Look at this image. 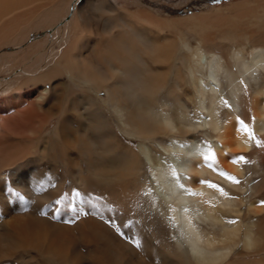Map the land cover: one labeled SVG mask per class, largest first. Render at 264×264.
Segmentation results:
<instances>
[{"label": "bare ground", "instance_id": "obj_1", "mask_svg": "<svg viewBox=\"0 0 264 264\" xmlns=\"http://www.w3.org/2000/svg\"><path fill=\"white\" fill-rule=\"evenodd\" d=\"M32 1L28 0L30 4ZM69 4L57 14L69 12ZM24 5L26 2L23 0H0V29L4 27V18ZM145 11L139 10L137 14L148 23L161 25L162 31L154 39L129 31L122 22H118L116 26L127 29L126 33L131 40L111 35L97 44V47L104 45L106 53L119 62V69L109 68L115 75H120L118 78L102 71L97 62L88 66L87 63L91 61L89 55L75 56L72 61L75 67L79 62L76 68L85 78L108 93L110 109L118 119L120 130L126 135L149 139L156 133L168 130L186 137V141L174 138L170 142L159 141L161 155L152 152L149 145L143 142L139 144L144 164L151 168V182L147 178L143 180L142 185L135 190V198L129 197L125 204L132 207L142 221L152 220V227L157 226L154 225L157 221V224L161 222L166 225L171 238L168 235L163 237L164 230L160 227L156 243L152 240L154 236L151 239L142 235L144 251L138 252L95 214L98 204L90 195L92 191L107 185L112 188L121 179H126V186L132 185L133 179L136 180L140 175L138 171L143 169L137 168L133 152L121 142L118 146H111V150L106 149L107 156L104 157L103 153H98L97 141L88 136L89 129L86 127L83 131H72L66 118L60 120L56 128L61 132L64 144L67 148L82 146L87 154V175H82L78 163L69 159L74 165L72 176L85 193V208L79 213V220L74 219L75 214L67 205L62 207L58 222L52 220V217L39 214L50 193H45L43 188L36 191L40 188V181L24 173V170L31 169L25 168L31 165L24 163V159L28 155L26 151L38 146L34 136L41 133L42 126L38 128L36 120L41 122L43 115L55 117L58 112L65 117L67 109L62 112L61 107L68 101L70 87L66 83H59L53 85L52 90L46 87L43 89L42 96H58L42 110L32 108L27 114L16 109L6 119L2 113L8 111L7 106L0 101V264H48L50 261L55 264H86V259H90L91 264H234L229 263L234 255L259 257V254L262 259L258 263L264 264V206H261L264 201V45L253 47L248 58L250 60H246L242 50H231L227 46L214 50L206 42L193 45L192 40H175L163 30L169 28L168 21ZM77 12L73 11L74 17L65 24L64 31L67 25V32L76 25V18L80 14ZM30 34L27 33L26 42ZM10 35L13 37V34ZM20 36L23 38L24 34ZM18 40H13L11 46L7 44V51L0 54L1 60L7 58L6 62L0 64V70L6 63L9 70L17 67L10 57L15 58L18 50L10 51L9 48L17 49L24 45L21 41L18 43ZM63 52L62 49L57 54L61 61L68 53ZM142 52L149 56L150 62L162 68L152 69L149 64H144L140 58ZM44 60H36L33 66L21 70L17 78L12 79V83H18L14 91H20L27 83L37 85L62 75L57 68L47 66ZM145 73H148V78L144 77ZM22 74H28V78L22 80L23 83L20 81ZM183 74L186 76V97L194 105L195 116L187 109H182V104L181 109L173 113L167 99L157 98V94L168 85L169 82L165 86L167 78L173 76L179 81L185 77ZM114 80L117 82L114 83ZM58 87L64 89L61 88L63 91L57 94ZM127 94L128 97H124ZM12 96L19 99L18 92ZM157 102L162 104L160 110L151 106ZM55 107L59 108L57 113L52 111ZM238 117L249 126L255 139H249L248 133L238 124ZM91 126L96 131L101 128L99 121ZM193 132H203L213 143L212 148L201 139L191 136ZM107 133L100 132V140L105 145L109 146V140L112 139L118 142L113 133ZM256 140L261 144L257 145ZM241 151L248 154V162L243 166L231 162L238 157L234 154ZM213 152L216 162L210 168L205 166L204 157ZM219 170L243 181L233 183L220 176ZM36 171L34 168L32 172ZM201 181L218 185L227 195ZM6 183L19 191L23 199L11 198L9 202ZM113 191L116 194L113 197H118L119 190ZM114 200L118 206L123 203L122 200ZM252 211L263 215L249 218L248 212ZM70 220L74 222H66ZM26 258L28 260L25 262Z\"/></svg>", "mask_w": 264, "mask_h": 264}, {"label": "rangeland", "instance_id": "obj_2", "mask_svg": "<svg viewBox=\"0 0 264 264\" xmlns=\"http://www.w3.org/2000/svg\"><path fill=\"white\" fill-rule=\"evenodd\" d=\"M24 1L26 5L19 9H15L17 11L9 13V15L12 14L11 16L7 15L6 18H4V27L0 29L1 55L3 52L7 51L5 48L8 47L7 44H10L9 46L14 44L13 40L19 39L18 43L22 42L24 44L17 47V49L9 48V50L11 49L10 51L18 50L16 51L18 54L17 56L15 55V58L12 56L10 57L17 67H14L13 70H9L7 68L9 66L6 63L2 65L0 70V101L6 104L8 110L2 113V116L7 119L14 114L16 109L27 114L32 111L30 110L32 108L42 110L50 105L49 102L53 100V98L57 99L58 96L56 94L55 97L49 95L42 96V91L45 87L47 90H52V86L60 85L59 83H66V85L70 87L68 89V101L64 102L61 107L62 112L63 109H67L65 117L64 114L62 116V113L58 112L59 108L55 107L52 108V111L54 113L58 112L57 116L46 117V115H43L41 122L36 120L37 127L40 128L42 126L41 133L34 136L38 146L26 151L28 155L24 159V163L28 162L31 165L25 166V168L31 169L24 170V173H26L27 176L30 175L33 177L34 180L38 178L37 181H40V183H38L40 189L42 190L43 188L45 193H50L49 198L47 197L48 199L44 200L43 207L39 214L41 216L52 217V220L58 222L60 221L59 217L62 207L67 205L75 214L74 219L79 220L78 215L85 208L83 206V196L85 193L82 186L72 176L74 165L69 162V159L78 163L82 175H87V162L85 161L87 154H85V150H82V146L79 148H67L64 144L63 137L60 135L61 132L59 133V129L56 130V128L60 120L63 118L65 120L66 118L72 126V131L76 129L83 131L84 129L86 130V127L89 129L88 136L97 141L96 147L98 153H103L102 155L104 157L107 156L105 152L106 149H110L113 145L118 146L121 142V144L129 147L133 152V159L137 168L143 169L138 171L140 175H138L139 177H137L136 180L133 179L132 185L126 186V179H121V181L113 185L115 188H113V186L111 188L108 185H104L105 188L99 187V190L95 192L92 191L90 195L93 197V201L98 204L96 206L98 211L95 214L99 215L100 218L103 217L102 219L104 222L113 220L119 225H125L127 222L131 221L127 227L122 228V231H124L126 235L135 236L136 239L141 238L140 240H142V235H147L146 237H150L151 239V236H154L152 240L156 243L161 228L164 230L163 237L165 235L170 236L169 229L166 225L161 224V222L157 224V221L154 224L157 225L155 228L159 226L156 228V231L151 225L153 223L152 220L148 219L147 222L142 221L141 216L133 211V209H131L132 207L129 208L125 204L128 203L126 200H128L129 197L131 199L135 198L133 197L136 195L135 190L142 185L141 182H143V180L147 178V181H150L151 168L149 165L144 164L143 160L145 159L140 153L139 144L143 142L145 145L147 144L146 146L149 145L148 147L152 152H157L161 155L162 151L158 145L159 141L170 142L173 138L178 141H186V137L177 135V133L175 134L174 132H169L168 130L156 133L149 139H141L139 136L126 135L120 130L118 119L114 115L113 110L110 109L111 106L108 93L91 82L89 78H85V76L77 70L78 68H76L79 62L75 67V62L72 60L75 56L89 55V60L91 59V61L87 63L88 66L92 62H97L102 71H106L115 78H118L117 76L120 75H115L114 71L110 69H119L121 67L119 66V62L117 63L111 55L106 53V47H104V45H99L100 47H97V44L102 40H107L111 35L115 38L122 36L124 39L130 41L131 37L126 33L128 30L125 28H129V31L142 33V36L145 34L144 37L151 36V39H154L155 36L158 35L157 33L162 31L160 28L161 25L156 23V26L146 22L137 14L139 10H146V13H150L157 18L161 17L163 20L168 21L169 28L163 30L168 35L174 37L175 40H179L180 38L186 41L192 40L191 43L193 45L201 41L206 42L207 45L214 50H217L221 46H227V48L231 50H242L246 60H250L248 58L250 57L252 48L264 45V0H220V2H215V0H86L85 3H81L80 0H34L31 4L28 0H23V2ZM68 2H70L68 6L69 12L64 14V11L62 14L60 13L58 15L57 12H62ZM73 11H75V13L77 11L80 13L78 14L77 12L76 25L69 32H67L69 26L67 25L64 31L65 24L74 17V15L72 17ZM118 22H122L126 27L123 29L120 26H116ZM12 31L16 32L12 33ZM28 32L31 34L28 42H26L25 37H27ZM9 33L13 34V37ZM19 34H24V37L22 38ZM193 37H195L194 40ZM41 42L45 44H41ZM95 48L97 49L96 52L94 51ZM62 49L64 51L63 54H65V52L68 53L64 55L61 61L60 55L57 54ZM140 58L145 62L144 64H149L152 69L156 68L160 70L162 68L159 64L150 62L149 56L144 52L141 53ZM40 59H45L44 61L45 64L47 63V66L57 68L62 75L59 74L57 77H54L52 81L39 82L37 85L32 84V82L29 84L27 83V86L21 87L20 91L16 90L19 99L14 98L12 95L17 93L14 90L18 87V83H12L14 81H12V79H16L17 75L22 72L21 70L28 69L29 66H33L37 62L36 60ZM6 60L7 58L4 60L0 59V64L2 61L6 62ZM59 60L60 62H58ZM92 71L95 72L94 69H92ZM146 76L148 78V73L144 74L145 78ZM183 76H185V74H183ZM26 78H28V74H22L20 81L22 82V80H26ZM185 78L186 76L183 77V80L179 81L173 76L167 78L165 80V86L168 82L169 83L157 94V98L158 100L167 99L173 113H176L183 106L182 109H187L188 112L195 116L194 105L186 97L187 86ZM173 79L175 80L173 81ZM114 81V83L117 82L116 80ZM243 82L244 85H246L244 80ZM61 88L58 87L57 94L63 91L64 88ZM124 97H128V94ZM181 104L182 106H180ZM161 105L162 104L158 102L151 104L155 110H160ZM97 121L101 124L99 131H96L95 127L91 126L92 123L97 124ZM100 132H103V134L107 132V134H109V132L113 133V136L118 139V142L112 139L109 140L111 142L109 146L105 145L102 142L103 140H100ZM190 135L201 139L212 148L213 143H210V140L207 136H204L203 132H193ZM100 142H102L103 145ZM61 154L64 155L63 158H61ZM164 155L167 157L166 154ZM235 155L247 158L248 154L241 151L234 154V156ZM240 164L243 166V164L246 163L241 162ZM34 168H36V172H32ZM7 171L11 172L10 168H7ZM132 178L136 177L133 176ZM67 188L68 190H66ZM115 189L119 190L118 197H113L115 194L113 190ZM76 192L80 193L78 197L75 195ZM57 199L62 201L61 204L57 205L55 203ZM114 199L119 201L122 200L123 203L121 206L114 203ZM261 206L263 207L264 204H261ZM110 207L112 209L111 211H109ZM73 209H76V211H73ZM43 212H46L47 215H42ZM261 215L263 214L260 212H248L249 218H258ZM54 216L58 217V219H54ZM146 223L148 224L146 225ZM107 225L109 226L108 223ZM137 226L140 228L137 229ZM112 230L114 231L113 228ZM136 230H138V232ZM115 232L116 231H114V233ZM116 234L123 239V241L137 249L133 243L122 238L118 233ZM139 236L141 237L139 238ZM143 248L144 244L141 249H137L138 252L144 251ZM261 259L262 255L260 254L259 257L257 255L250 257L249 255H234L229 263L235 264L241 262L239 264H259L258 262L261 261ZM26 260L28 259L26 258L25 262ZM85 263L91 264V260L86 259ZM48 264H55V262L50 261Z\"/></svg>", "mask_w": 264, "mask_h": 264}, {"label": "snow or ice", "instance_id": "obj_3", "mask_svg": "<svg viewBox=\"0 0 264 264\" xmlns=\"http://www.w3.org/2000/svg\"><path fill=\"white\" fill-rule=\"evenodd\" d=\"M80 2H81V3H85L86 0H80ZM215 2H220V0H215ZM245 87H247V86L245 85ZM225 104H227L226 101H225ZM229 107H230V106H229ZM237 120H238V124L241 126V128H242L244 131H246V132L248 133L249 139H255L254 133H253L252 130L249 128V126H248L247 124H245V122H244L243 120H240L239 117L237 118ZM253 120H255V117H253ZM256 144H257V145H260L261 142H260L259 140H256ZM204 161H205V166L210 167V168L213 167V165H214L215 162H216V156H215V153L213 152L211 155H207V156H205V157H204ZM210 162H211V163H210ZM231 162H232V163H237V164H239V163H241V162H243V163H247L248 160H247V158L244 157V156H239V157H235V158H233V159L231 160ZM218 174H219L220 176L224 177L225 179H227V180L233 182V183H237V184L240 183V181H239L238 179H236L234 176L229 175L228 173H226V172H224V171H222V170H219V171H218ZM46 175H47V174H46ZM201 183H206V184H208L209 187L216 188V189H218L222 194L227 195L226 193H224V190H223L222 188H219L218 185L213 184V183H211L210 181H201ZM181 187H183V185H181ZM5 189H6L7 193L9 194V197H10L9 202H11V198H15V199H23L22 194H21L19 191H17L15 188H13V187H9V186L7 185V183L5 184ZM40 190H41L40 188H37V189H36V191H40ZM75 195L78 197V196L80 195V193H79V192H76ZM61 202H62V201H61L60 199H57V200L55 201V203H56L57 205L61 204ZM261 203L264 204V201H262ZM111 210H112V209L110 208L109 211H111ZM73 211H76V209H73ZM84 214L87 215V213H84ZM42 215H47V213H46V212H43ZM53 218H54V219H58V217H55V216H54ZM101 218H103V217H101ZM66 222H68V223H72V222H74V220H70V221H66ZM106 222H107V223L109 224V226L112 227V228L116 231V233H118L122 238L128 240L130 243H133L134 246H135L137 249H141V248L143 247V241H142V240H140V239H136L135 236L126 235L125 232L122 231V228H123V227H127L128 224L131 223V221L127 222L125 225H119V224H117V223H116L115 221H113V220H108V221H106Z\"/></svg>", "mask_w": 264, "mask_h": 264}]
</instances>
